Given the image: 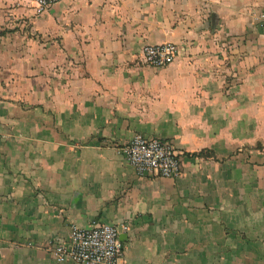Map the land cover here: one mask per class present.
<instances>
[{"label": "crops", "instance_id": "obj_1", "mask_svg": "<svg viewBox=\"0 0 264 264\" xmlns=\"http://www.w3.org/2000/svg\"><path fill=\"white\" fill-rule=\"evenodd\" d=\"M264 0H0V264L121 226L117 264H264ZM175 60L143 63L145 44ZM135 134L172 142L140 177Z\"/></svg>", "mask_w": 264, "mask_h": 264}, {"label": "built area", "instance_id": "obj_2", "mask_svg": "<svg viewBox=\"0 0 264 264\" xmlns=\"http://www.w3.org/2000/svg\"><path fill=\"white\" fill-rule=\"evenodd\" d=\"M59 0H29L35 12L41 14ZM258 18L264 22V12ZM178 48L173 42L145 44L141 50L144 64L164 67L175 60ZM120 153L140 177L174 178L181 173V162L171 141L135 134ZM121 226L94 220L87 228L72 225L67 240L58 239L51 249L57 262L73 264H117L122 255Z\"/></svg>", "mask_w": 264, "mask_h": 264}]
</instances>
